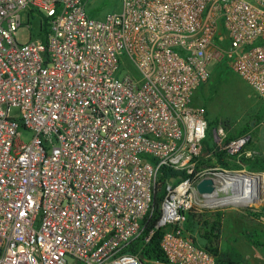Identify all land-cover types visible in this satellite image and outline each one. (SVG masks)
<instances>
[{
    "label": "built area",
    "instance_id": "1",
    "mask_svg": "<svg viewBox=\"0 0 264 264\" xmlns=\"http://www.w3.org/2000/svg\"><path fill=\"white\" fill-rule=\"evenodd\" d=\"M88 1L0 0V264H165L131 251L164 228L167 264H218L177 225L253 185L231 169L256 154L221 125L210 148L193 100L225 61L264 102V0H122L103 18ZM33 16L47 33L22 44Z\"/></svg>",
    "mask_w": 264,
    "mask_h": 264
},
{
    "label": "rangeland",
    "instance_id": "2",
    "mask_svg": "<svg viewBox=\"0 0 264 264\" xmlns=\"http://www.w3.org/2000/svg\"><path fill=\"white\" fill-rule=\"evenodd\" d=\"M121 6L122 0L88 1V11H96L101 16L119 12ZM23 18L26 19L24 14ZM33 25L32 31L22 29L18 32L17 40L20 43L29 42L30 32L35 39L40 38L37 22ZM209 73L211 75L210 80L203 84L195 96V103L206 108L207 118L211 123H214L212 129L210 128L208 131L206 144L210 148L214 147V130L219 125L225 127L224 123L229 124L236 132H241L250 123L252 127L250 137L255 143L260 130L255 129L254 123L257 119H264V102L256 96L250 86L234 73L225 61L212 64L209 67ZM30 139V133L23 134V141L28 143ZM225 168L229 167L225 166ZM244 169L246 172L251 173L249 169L244 167L239 169L232 168L231 170L243 171ZM256 174L264 175L262 172H256ZM263 187L261 189L263 191L262 200L257 204L243 206L225 203L224 205L211 207L202 201L191 209L197 215H202L204 220L210 223H212L215 214H223L221 236L215 245L218 246L222 256L229 257L236 264H243L246 260H250L254 250L252 244L264 245ZM165 191L166 188L163 187L159 192V197L164 196ZM206 229L210 231V227L200 223L193 234L198 240L199 245H197L200 247H202L201 244H206V241L202 238L206 233Z\"/></svg>",
    "mask_w": 264,
    "mask_h": 264
},
{
    "label": "trees",
    "instance_id": "3",
    "mask_svg": "<svg viewBox=\"0 0 264 264\" xmlns=\"http://www.w3.org/2000/svg\"><path fill=\"white\" fill-rule=\"evenodd\" d=\"M107 1V0H106ZM105 5V4H104ZM90 15L94 18H103L105 15L101 16L96 11H90ZM33 23L37 22V28L39 31L40 37L44 40L45 34L48 30V21L45 18L33 16ZM34 26V25H33ZM203 86V85H202ZM201 86V87H202ZM200 87V88H201ZM196 96V94H195ZM193 103H195V97L193 100ZM201 106V105H197ZM214 123H211L209 121V126L212 129ZM219 124V123H218ZM225 128L228 130V140H232L241 136L249 135L250 131L252 130L251 124L249 123L246 125V127L241 132H236L235 129H232V127L224 123ZM251 144L247 147L248 149H251ZM218 161L223 166H228L226 160H225V154L219 153L217 154ZM243 166L250 170V172H262L264 173V159L259 156H255L253 159H246L243 158ZM229 167V166H228ZM235 168H241V166H234ZM162 176L160 177V182L164 183L166 180H171L174 176L179 175L177 173H174L166 168H163L161 171ZM164 196L159 197V194L156 196L155 199V212H154V221L151 223L150 228H154L156 223L161 217V205L163 201ZM264 217V216H263ZM199 218V219H198ZM222 219L223 214L217 213L213 216V221L210 223L209 221H205L202 215H197L194 213L193 210L187 212L186 214V220L184 222H181L177 225V228L180 229L185 236L191 234L190 236L194 239L196 244H198V240L193 236L194 232L197 230V227L200 223H203L206 227H210V231L206 229V233L202 236V238L206 241V244H201L202 247H204L205 250H207L209 253L214 255L217 259L218 264H236L232 259L229 257L222 256L220 253V250L218 246H216V242L221 236L222 232ZM203 221V222H201ZM168 230V228L159 229L156 231V234L151 239V241L147 244H144L143 238L138 240L134 246L132 247L131 251L134 253L140 254L141 257H146L148 259H155L159 260L160 262H163L165 264L168 263L166 255L164 251L161 248V240L163 238L164 233ZM199 245V244H198Z\"/></svg>",
    "mask_w": 264,
    "mask_h": 264
},
{
    "label": "bare ground",
    "instance_id": "4",
    "mask_svg": "<svg viewBox=\"0 0 264 264\" xmlns=\"http://www.w3.org/2000/svg\"><path fill=\"white\" fill-rule=\"evenodd\" d=\"M237 180V185L239 186V191H233V195L230 198L212 200L209 204L212 207L228 204H236L247 206L249 204H257L260 200H262L263 191L262 186H264V175L258 176L255 178V182L253 185H246L244 181V177H239ZM243 180V182H242ZM263 184V185H262ZM230 189L234 187L233 183H229ZM264 188V187H263ZM264 190V189H263Z\"/></svg>",
    "mask_w": 264,
    "mask_h": 264
},
{
    "label": "crops",
    "instance_id": "5",
    "mask_svg": "<svg viewBox=\"0 0 264 264\" xmlns=\"http://www.w3.org/2000/svg\"><path fill=\"white\" fill-rule=\"evenodd\" d=\"M254 127L260 130V134L255 140V143L252 140L251 149L255 152L256 156L264 159V119H257L254 123ZM252 248H254V250L250 256V260H246L243 264H264V245L252 244Z\"/></svg>",
    "mask_w": 264,
    "mask_h": 264
},
{
    "label": "water",
    "instance_id": "6",
    "mask_svg": "<svg viewBox=\"0 0 264 264\" xmlns=\"http://www.w3.org/2000/svg\"><path fill=\"white\" fill-rule=\"evenodd\" d=\"M260 175H257V177ZM182 178L178 177L174 180H172V183L174 185H177L179 182H181ZM198 192L200 194H213L216 191V185L213 179H205L199 185L197 186Z\"/></svg>",
    "mask_w": 264,
    "mask_h": 264
}]
</instances>
